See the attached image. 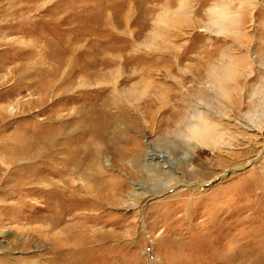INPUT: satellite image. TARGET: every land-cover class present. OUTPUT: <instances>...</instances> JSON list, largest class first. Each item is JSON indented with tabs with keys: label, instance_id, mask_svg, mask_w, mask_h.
I'll return each mask as SVG.
<instances>
[{
	"label": "rangeland",
	"instance_id": "obj_1",
	"mask_svg": "<svg viewBox=\"0 0 264 264\" xmlns=\"http://www.w3.org/2000/svg\"><path fill=\"white\" fill-rule=\"evenodd\" d=\"M94 63L119 69L111 77H96L116 78V89L139 94L150 81L186 113L199 115L208 108L207 117L221 120L219 127L226 129L224 140L232 131L237 137L214 151L191 152L182 145L171 155L159 129L140 131L133 135L146 150L142 164L159 165L158 179L147 169L133 168L129 157L88 152L94 162L88 158L86 172L70 179L85 185L86 193L64 194V199L60 192L53 193L55 200L46 196L48 181L57 177L45 164L37 171L39 182L32 181L36 186L0 197V257H19L27 264H250L264 256V0H0V112L8 114L0 121V142L18 134L33 144V159H46V111L56 95L49 91L38 102L42 93L31 86L59 85L63 70ZM217 65L238 70L228 81L227 97L209 79L207 68ZM141 68L151 71L146 76ZM43 70L50 75L40 74ZM70 79L74 87L83 76ZM85 82L63 92L62 113L72 114L79 105L74 94L103 89L109 94L113 88ZM214 114L242 117L253 128L235 131ZM71 129L64 144L69 157H76L78 146L94 147L89 136L78 143ZM151 151L158 157L149 158ZM96 166L104 178L125 182L121 194L95 199ZM18 200L19 205L9 206ZM69 204L73 210L68 212ZM57 217L63 218L54 225Z\"/></svg>",
	"mask_w": 264,
	"mask_h": 264
},
{
	"label": "bare ground",
	"instance_id": "obj_2",
	"mask_svg": "<svg viewBox=\"0 0 264 264\" xmlns=\"http://www.w3.org/2000/svg\"><path fill=\"white\" fill-rule=\"evenodd\" d=\"M218 14L219 13H217V15ZM215 16L213 15V17ZM214 19L210 20L214 22ZM219 20L220 19H218L217 21L221 24ZM164 23L167 24L168 22L165 21ZM220 30H222V28L219 29V31ZM26 51L28 52V56H31L34 52L31 49H29V51ZM41 62L42 60L39 59L33 64H40ZM148 69L149 68H141V74L147 76L148 71L150 70ZM118 70L119 69L115 70L111 65L104 63H94L90 65L80 66L74 64L69 68V70H67V72H64V70L62 71V73H65L66 76L59 82H56L59 85L55 84L53 81V83H43L41 85V88L31 86L32 92L42 93L40 96L38 95V98L36 100L38 102L43 100V97L45 98V94L49 91H53V93L56 95H54L55 97H53V100L50 102L51 105H49L50 107L46 111L47 123L45 131L50 136V149L48 151L46 159H33V144L25 142L24 137H19V135L17 134L16 136H12V141L9 137L4 138L5 142H0V159L2 160L0 163V197L2 199L21 195L22 189L33 185V180L39 182L37 171L40 167H44L45 164H49L50 170L54 172L51 173V175H56L57 177V180L52 179L48 181L51 189L48 190L49 192L46 191V196L49 195L51 199L53 198L52 200H55L57 197H55L53 193L56 192H60V194L57 193L61 197L59 199L66 198L65 195L77 196V194L79 195L81 194V192L85 194L86 186L79 183L73 185L71 184L70 179L72 176L78 177L86 172V162L88 158H91V160L94 162V157H91L88 152H92L95 156H99L105 150L109 152L113 151L119 160H122L125 156L129 157L132 162L133 168H137L138 170L147 169V172H150L149 176L152 179L156 180L159 178L158 175H161L159 165L158 168H156L155 164L151 166H148V164H142L140 156L142 153L145 154L146 150L141 149V145L137 139L138 135H133L138 134L140 133V131L142 132L146 129L151 130L156 127L157 129H159V131H161L163 135L162 138L168 139V149L171 155L175 154V152H177V149L182 145H184V148L186 147V149L191 152H195L197 151V148L201 147H205L210 150H216L218 149V144L220 146H225L228 141H231L235 139V137H237L236 134L232 131L230 132L231 136L227 140H224V130L226 129H221L219 127V124H222L221 120H213L211 119L212 117H207L208 114L211 113L208 108H206L207 110L200 112L199 115L186 113L185 111H183L181 103H177L176 100L172 103H169L170 101H166L161 93H157L156 86L150 85V81L146 83V86L144 87L143 91H141V93L135 94V90H131L130 92H123L116 89V78L114 80H111L107 78L108 76H104L101 80H99L101 78L100 76L108 74L111 77V75L115 74V72L118 73ZM236 70L226 65L210 66L207 68L209 79L212 81V83H215V85L222 92V95L225 97H227L230 93L228 88L229 79L235 77L237 78L238 76V74L235 72ZM45 71L43 70L39 73L50 75V72L48 73ZM184 71L185 70L183 69V73ZM26 73H28L29 76L32 75V72L29 73L27 71ZM52 74V77H54V71ZM74 74L83 76L81 85H77L75 83L76 85L74 87L72 86L74 81H71L72 78L70 79V76ZM96 77L100 78L97 79ZM86 80L88 81V85H90L89 81H93L95 85H100L101 83L113 84V88L109 94H106L104 89L96 90L94 92H80L77 95L72 94L74 96V98H72L73 100H80L79 105L76 106L72 114L68 111L62 113L65 109L64 104H66V100H64L65 102L61 101V99H64L66 96L65 94H63V92L69 89L66 91L67 93L71 90H75L77 86H84L87 83L85 82ZM67 86L70 88H68ZM57 89H59L60 91H55ZM188 90L189 89L186 88V91ZM58 93L62 94L59 95ZM58 95L59 97H57ZM80 98H82V101ZM197 103L200 104V102ZM154 106H158V110L153 111L154 109L152 110V108ZM11 113L12 111L9 112V115ZM66 113L69 114V116H66L67 118H64V114ZM157 113H163L162 116L165 117L156 119ZM6 116H8L7 113L0 112V121H2ZM140 116L145 121L143 125L141 124L142 121ZM213 116L220 117V119H226L227 121H229L230 123L227 122L226 126H231L235 131L240 130V128H243V130L245 131L251 130L250 128H253L251 124L243 121L242 117L240 119L233 120L229 116H227L228 118H222L218 114H214ZM260 126L257 128L262 129L263 127L261 126L260 128ZM71 127L74 132H76L75 140L78 143L83 142L84 138L86 136H89L90 143L94 144V147L91 150L84 151L80 146H78L76 149V157H69L68 153L70 150L65 148L64 144L67 142L66 140H69L67 130ZM131 131L133 132L132 134L130 133ZM62 135H64V139ZM234 141H237V139ZM148 155L149 158L155 159L158 157L153 151L148 152ZM166 160L167 162L169 161L167 158ZM183 162L184 161H180L181 164ZM53 168H55V170ZM100 172L101 168L98 169V167L96 166L95 173L99 178L95 177V179L97 178V180L100 181V185L98 187L96 194L97 196H95V199H99L100 196L107 198L117 194H121V192L125 189V182H119L109 174L108 175L110 176V178H104ZM94 176L95 175L93 174V177ZM87 179L89 180L90 177H87ZM87 189L90 190L89 188ZM112 190L114 191L112 192ZM80 196L82 200L91 201L90 199L88 200V198H83L84 196L82 195ZM19 202L20 200L9 204V206L19 205ZM81 203L82 202H80L79 204ZM51 205L52 203L50 204V206ZM2 207L3 206H1V208ZM69 207L70 209L68 210V212L73 210L72 204H69ZM61 218L63 217H57V220L54 221V225H57L56 223L59 224ZM0 235H3L2 232H0ZM237 258L238 260L244 261L241 256H238ZM46 262L47 264H59V262H56L55 260H47ZM27 263L28 262L25 259H21L19 257H0V264ZM233 263H235V261H233ZM249 263L264 264V256L253 257L251 261H249Z\"/></svg>",
	"mask_w": 264,
	"mask_h": 264
}]
</instances>
